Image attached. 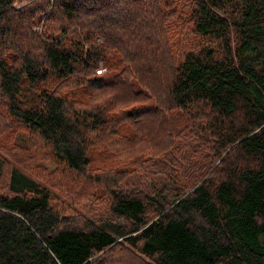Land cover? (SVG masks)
Instances as JSON below:
<instances>
[{
  "label": "trees",
  "instance_id": "1",
  "mask_svg": "<svg viewBox=\"0 0 264 264\" xmlns=\"http://www.w3.org/2000/svg\"><path fill=\"white\" fill-rule=\"evenodd\" d=\"M16 1L28 3L17 10ZM166 4L0 0V97L8 116L48 146L62 175L85 178L82 186L89 181L96 196L106 194L111 213L129 224H70L46 183L13 168L0 194V264H103L97 255L118 238L153 264H264V0H187L185 40L173 17L162 22ZM54 10L64 16L59 35L39 38ZM43 14L44 29L33 31ZM158 58H165L163 81L161 70L142 64L160 67ZM62 82L74 87L59 92ZM149 112L161 123L177 112L206 120L219 156L230 147L216 179L190 172L139 193L145 164L166 167L178 148L149 142L141 124ZM90 146L100 147L98 162L126 155L131 164L89 174ZM128 167L131 179H122Z\"/></svg>",
  "mask_w": 264,
  "mask_h": 264
},
{
  "label": "rangeland",
  "instance_id": "2",
  "mask_svg": "<svg viewBox=\"0 0 264 264\" xmlns=\"http://www.w3.org/2000/svg\"><path fill=\"white\" fill-rule=\"evenodd\" d=\"M28 2L16 1L14 3L15 9H20ZM166 7H164V14L162 15V22H166L173 17L175 23L174 31L183 37L184 40L189 37V33L185 27H188L189 9H187V0H166ZM47 15V12H46ZM63 15L54 10L49 14V18L45 19V32L39 38H46L58 36V28L62 26ZM45 14L38 19L34 24L33 31L37 30L41 32L44 29ZM108 21V20H107ZM106 22V20H105ZM182 29V31H180ZM180 31V32H179ZM28 32L31 33V27H28ZM26 30L25 35H28ZM163 36V35H162ZM22 37V36H21ZM24 37V36H23ZM33 37V36H32ZM24 38H27L25 36ZM29 39V38H27ZM26 39V40H27ZM199 45L210 44L205 39L198 38ZM31 43L37 45V41L32 38ZM151 46V45H150ZM216 47L219 49L218 44ZM38 50V49H37ZM160 47H155L156 53H158ZM31 53H35L34 48L30 50ZM147 53H154V50ZM146 53V54H147ZM163 53V50H162ZM160 60V58H158ZM99 66V73H104L105 68ZM141 64V60L139 64ZM142 64L146 68L155 66L158 70H161L157 74V79L163 81L167 76V70L165 68V58L160 60V67L156 66V61L144 62ZM82 80L86 83L88 75L84 74ZM141 78L146 75H142ZM77 85V84H76ZM74 87L70 83L62 82L58 85V91L64 92L67 88ZM162 88V86H161ZM143 96V95H142ZM145 97V96H143ZM142 97V98H143ZM122 98V96H121ZM3 98L0 97V194L5 193L7 187V173L16 168L18 171L24 173L28 177L38 182H44L50 191L52 204L55 208H61L62 213L67 215L66 222L70 224L82 225L83 223H100L104 220H110L112 222L119 223L124 227H128V221L126 219L116 216L109 210L108 196L103 194L96 196L93 192L91 183L87 181L88 187L82 186L85 178L76 177L74 174L64 176L59 165L50 157L48 153V146L41 141L38 136L26 131L22 125L12 120L5 109ZM150 115H145L142 119V126L145 129V133L151 134L146 136L150 139V143H158L162 140L169 145H178L172 156L167 155V160L170 161L166 164V167H161L158 164H145V171L141 176L142 184L138 186V190L142 195L147 193L146 187L149 190L151 183L166 184L168 185V179H176L178 181L186 180L190 178V172L193 173L192 177H196L199 180H203L207 176L211 175L212 179H216V175H219L221 166L220 159L224 156L225 152L230 148H226L221 156L219 150L216 148V141H212L210 135H216L214 128L208 127L206 120L202 118H196L180 112L164 115V120L160 122L159 116L156 113L149 112ZM200 128L204 129L203 133L198 132ZM211 129V130H209ZM215 131V133L213 132ZM142 133H144L142 131ZM197 134L198 137L194 136ZM129 136V134H124ZM108 139L114 142L118 140V134H108ZM112 143L110 141H105ZM89 148V156L91 158L92 169L88 172H97L93 175H99L105 177V174L100 172H108L109 169L122 168L125 164H131V161H127L130 156L122 155L115 156L109 161L98 162L97 154L99 146ZM196 153V154H195ZM132 171L130 168L122 170V179H131ZM87 176V175H86ZM85 176V177H86ZM115 179V177L109 178L107 181ZM103 182L102 186L106 187ZM119 189L122 187L117 186ZM173 193V192H171ZM149 213H152V207H150ZM70 215V216H68ZM102 259L103 264H153L149 259L139 254V252L128 246L121 238L116 240V244L112 248H107L100 252L98 255Z\"/></svg>",
  "mask_w": 264,
  "mask_h": 264
}]
</instances>
